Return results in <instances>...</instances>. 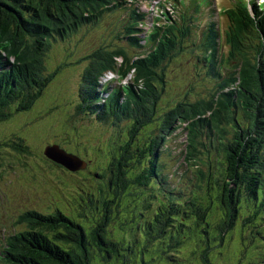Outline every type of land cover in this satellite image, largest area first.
Instances as JSON below:
<instances>
[{
  "label": "trees",
  "instance_id": "trees-1",
  "mask_svg": "<svg viewBox=\"0 0 264 264\" xmlns=\"http://www.w3.org/2000/svg\"><path fill=\"white\" fill-rule=\"evenodd\" d=\"M122 1L0 0V119L27 111L42 94L52 74L41 76L40 68L36 66L53 42L66 37L80 19L82 22L96 19L101 13L117 9ZM162 13L169 20L165 19L166 22L162 25H154L148 39L151 43L158 40L155 47L133 62L131 54L123 53L124 65L118 72L123 77L134 67L133 84L115 88L105 104H96L99 97L96 79L104 70L115 67L112 58L115 52L110 55L98 52L91 57L88 69L82 74L79 97H85V104L77 114L83 113L85 116L84 113H89V109L94 112L99 107L100 120L120 123L129 120L124 124L129 129L127 136L132 134L128 136V140L119 141L118 148L113 152L116 160H106L100 169H90L91 158L87 157V151L82 153L91 164L88 162L86 168L79 173L86 174L83 178L94 184L96 198L84 197V205L78 204L76 199L74 204L80 210L70 214L60 209L46 214L29 211L30 215L44 224H36L38 238L26 240V246L21 245V242L12 243L4 252L8 264H90V257L88 258L83 247L87 237L98 242L101 248L104 247L100 254L104 263L157 264L160 261L178 264L186 257L182 254L185 248L193 244L195 249L189 255L195 254L192 257L196 264H215L208 253L211 251L209 249L220 245L226 234L235 230L241 232L244 228H250L254 234L250 233L245 240L241 236L244 242L242 240L239 260L235 264H264V253L260 258L257 254L251 259L243 258L248 249H264V11L257 12L254 17L242 14L241 11H230V24L223 35V41L228 45L227 52L224 54L218 46L214 47L215 62L217 52L221 56L217 62L219 68L215 72H209V79L213 81L209 92L211 94L208 97H198L191 105L172 107L161 117L158 142L163 138V132L167 134L174 129L177 121L188 119L195 122L194 119L215 101L218 106L214 112L215 119L225 109L231 115L232 126L229 127L235 133L232 137L228 128L229 136L234 139L235 135L242 133L233 149L235 161L231 166H226L225 160L221 158L214 160L210 169H215L216 172L210 170L208 173L209 178L202 185L205 189L203 196L196 190L185 195L182 189L178 191L176 187L168 185L167 177L162 174L156 162L160 142L156 147L154 135L144 142L137 141L134 146L130 142L140 128L147 127L154 121L153 106L163 91L162 63L169 46L164 44L167 31L162 30L161 26L174 29L176 23L166 16V11ZM134 15L139 16L137 13ZM155 21H160L159 15ZM211 28L214 30V24ZM124 31L127 34H138L140 29L137 21L129 22ZM128 38L131 43L140 44L135 34ZM214 38H218L216 31ZM145 40L147 41V37ZM26 44L33 48H28ZM257 56L261 58L260 62L256 60ZM236 67L240 70V83L234 86L232 82L236 81ZM140 78L142 81L138 82ZM21 83H25L26 87ZM242 110L247 119L245 125L238 117L234 118ZM196 121L201 128V135H205L209 149H212V145L216 151L221 147L219 155H229L232 148L228 146L225 149L221 142L225 143L220 136L224 135L222 127L216 128L220 139L215 137L214 141H210L215 131L209 120L199 117ZM11 148L18 153L29 152L22 145ZM46 163L50 165V169L56 168L58 172H64L53 161L47 159ZM205 166L209 167V164ZM221 168H224L223 174L226 173L222 179ZM202 174L201 170L200 176ZM160 177L164 186L157 188L156 180ZM79 179V175L74 176V181ZM223 185L229 187L224 193ZM122 192L129 199L134 192H153L146 197L148 201L143 203L151 217L139 232L110 242L102 235L105 232L104 225L99 224L93 229L94 225L90 226L88 219L105 208V193L121 196ZM217 209L221 210L219 216ZM212 218L217 223H212ZM260 218L261 220H257ZM51 222L58 224L52 229L49 227ZM151 223L160 225L155 229L158 233L152 229ZM49 232L53 234L49 235Z\"/></svg>",
  "mask_w": 264,
  "mask_h": 264
},
{
  "label": "rangeland",
  "instance_id": "rangeland-1",
  "mask_svg": "<svg viewBox=\"0 0 264 264\" xmlns=\"http://www.w3.org/2000/svg\"><path fill=\"white\" fill-rule=\"evenodd\" d=\"M203 11L202 8V19L208 22L209 16L203 14ZM110 26L109 18H107L91 28L84 29L82 27L79 31H74V34L66 38L63 43L54 45L48 56L45 51L41 62L36 66L40 67L39 72H46L53 68L62 69V71H58V73L60 72L58 75L55 73L56 77L53 82L50 81L47 88L38 97L39 99L34 101L28 111L16 113L11 118H5L6 120L0 119V253L15 242H21V245L26 246L25 240H28L30 232L35 227L30 220L31 217L22 216L29 209H37L46 213L58 207L63 211L68 202L74 203L73 192L79 193V189L87 188L89 193H94V184L83 178L86 174H80V179L76 182L74 181L75 174L58 172L59 170L56 168L53 169L57 171L49 168L50 165L45 162V157L42 154L46 144L59 143L67 151L81 157H86L82 153L87 151V157L92 161V165H90L92 170L102 168L104 162L113 156L115 146L111 138L112 129L106 130L105 127L93 125L91 121H88L92 128L91 133H88L80 121L82 115L73 114L74 119L71 117L72 111H75L73 94L81 72V69H76L77 67L71 65L75 61L72 60V57L73 59L81 58L99 46L115 42L113 33L109 31ZM199 32L200 29H195V36ZM26 45L28 48H33L29 44ZM77 59L75 63L79 60ZM184 60L183 58L179 68L174 66L170 70L169 79L173 85L168 89L169 82H167L166 93L160 101V110L165 109L168 103L181 99L186 93L190 94L188 98L192 100V96H195L196 93L200 94L199 97L206 96L209 90L207 82L202 78H200L201 81L196 79L193 69ZM64 63L68 65L63 69ZM32 69L35 70L34 67ZM191 81L193 84H187ZM116 84L117 81L113 80L112 85ZM190 85H192V89L189 88ZM217 108L215 101L208 106L211 112ZM210 119L213 125L216 123V127H222L225 140L224 148L236 147L238 136H236V140L233 139V135L229 136L227 129V125H231L232 122L230 113L225 109L219 118L214 119L210 116ZM113 128L117 141H121L126 129L116 126ZM98 133L101 134L99 141H97ZM153 133L148 136L150 137ZM140 136L141 133L135 136L132 143H137ZM155 141H157L156 138ZM203 144L204 141L200 137L197 126L194 123H188L183 129H179L169 136L168 140L162 142V146L166 149L160 151L159 148L158 167L161 166L164 174L178 187L191 188V180L192 184L196 181L199 186L201 179H204L208 173L207 169L203 167L202 176H200V171H197L199 174L197 173L198 176H196L195 167L189 165L190 168H188L186 165L189 163L196 165L199 160H206ZM16 145L27 147L29 152L18 153L11 148ZM215 156L216 153L212 154V158ZM231 159L230 156L229 161ZM89 163L91 164V162ZM220 175V179L225 176L223 168L220 169ZM112 196L114 194L109 193L108 199H110L111 208L118 195L115 198ZM126 203L125 199L124 204ZM127 211H124L120 218L121 221H128ZM140 212H144V210L141 209ZM143 217L144 214L139 223L142 222ZM257 220H261V218ZM135 222L126 223L121 230L116 229L114 238L117 240L122 236L128 238L131 224ZM211 222L215 224L217 220L214 218L211 219ZM158 226L160 225L155 224L154 229H157ZM113 227V224L109 225V229ZM250 233V228H244L241 232L239 230L235 232L234 235L226 234L222 243L215 245L208 252L211 260L215 264H235L241 253L240 238L242 235L243 238L249 237ZM262 234L264 235V231ZM194 249L193 244H190L182 254H187L189 257V252H193ZM260 252L248 249L243 258L251 259L256 253L260 258ZM193 255L195 254L190 255L184 264H196ZM92 264H100V261L96 258ZM108 264L115 263L109 262Z\"/></svg>",
  "mask_w": 264,
  "mask_h": 264
},
{
  "label": "water",
  "instance_id": "water-1",
  "mask_svg": "<svg viewBox=\"0 0 264 264\" xmlns=\"http://www.w3.org/2000/svg\"><path fill=\"white\" fill-rule=\"evenodd\" d=\"M44 155L53 161L64 165L69 170L84 168L85 164L75 156L65 153L57 145L47 146L44 150Z\"/></svg>",
  "mask_w": 264,
  "mask_h": 264
},
{
  "label": "bare ground",
  "instance_id": "bare-ground-1",
  "mask_svg": "<svg viewBox=\"0 0 264 264\" xmlns=\"http://www.w3.org/2000/svg\"><path fill=\"white\" fill-rule=\"evenodd\" d=\"M263 78V77H262ZM264 83V82H263ZM22 84V83H21ZM22 85H26L25 83L24 84H22ZM26 87V86H25ZM25 87H23V88H25ZM21 92V91H20ZM231 101V100H230ZM236 102V101H235ZM231 105V104H230ZM235 110V109H234ZM234 112V111H233ZM111 118V117H110ZM113 118V117H112ZM153 178V177H152ZM4 202V201H3Z\"/></svg>",
  "mask_w": 264,
  "mask_h": 264
},
{
  "label": "snow or ice",
  "instance_id": "snow-or-ice-1",
  "mask_svg": "<svg viewBox=\"0 0 264 264\" xmlns=\"http://www.w3.org/2000/svg\"><path fill=\"white\" fill-rule=\"evenodd\" d=\"M262 6H264V5H262Z\"/></svg>",
  "mask_w": 264,
  "mask_h": 264
}]
</instances>
